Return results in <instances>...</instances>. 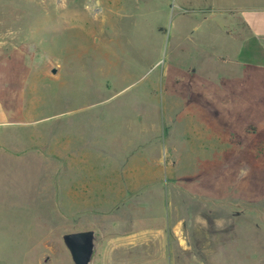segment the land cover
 Here are the masks:
<instances>
[{
    "label": "rangeland",
    "instance_id": "374dc122",
    "mask_svg": "<svg viewBox=\"0 0 264 264\" xmlns=\"http://www.w3.org/2000/svg\"><path fill=\"white\" fill-rule=\"evenodd\" d=\"M213 27L161 0H0V264H73L81 231L90 264H264V74Z\"/></svg>",
    "mask_w": 264,
    "mask_h": 264
},
{
    "label": "crops",
    "instance_id": "0c3cea01",
    "mask_svg": "<svg viewBox=\"0 0 264 264\" xmlns=\"http://www.w3.org/2000/svg\"><path fill=\"white\" fill-rule=\"evenodd\" d=\"M161 4L177 17L208 16L214 27L203 42L234 47L233 61L243 73L264 74V0H161ZM0 114L4 118V112Z\"/></svg>",
    "mask_w": 264,
    "mask_h": 264
},
{
    "label": "water",
    "instance_id": "95a60500",
    "mask_svg": "<svg viewBox=\"0 0 264 264\" xmlns=\"http://www.w3.org/2000/svg\"><path fill=\"white\" fill-rule=\"evenodd\" d=\"M53 74L55 69L51 71ZM62 240L68 249L73 264H90L94 250V233L92 231H81L67 233Z\"/></svg>",
    "mask_w": 264,
    "mask_h": 264
}]
</instances>
